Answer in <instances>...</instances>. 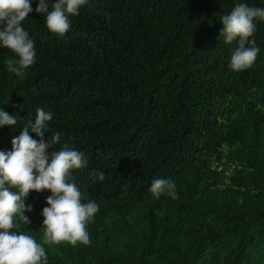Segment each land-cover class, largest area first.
Returning <instances> with one entry per match:
<instances>
[{"label":"trees","instance_id":"16d2710c","mask_svg":"<svg viewBox=\"0 0 264 264\" xmlns=\"http://www.w3.org/2000/svg\"><path fill=\"white\" fill-rule=\"evenodd\" d=\"M236 2L93 0L62 39L33 0L23 26L37 55L24 79L0 48V108L21 120L0 128V150L37 108L52 111L45 140L59 132L53 150L84 152L73 175L82 202L99 205L90 244L45 245L49 264H264V23L253 67L230 70L220 17ZM93 170L106 179L93 183ZM158 177L178 198L151 195ZM49 195L31 191V223L19 224L38 243Z\"/></svg>","mask_w":264,"mask_h":264},{"label":"clouds","instance_id":"9594fccd","mask_svg":"<svg viewBox=\"0 0 264 264\" xmlns=\"http://www.w3.org/2000/svg\"><path fill=\"white\" fill-rule=\"evenodd\" d=\"M32 3L33 0H0V48H7L13 54L4 64L8 72L20 79L36 63L34 39L23 26L33 12ZM85 6L92 11L93 0H38L35 11L43 15L52 34L66 39L72 27L70 18L79 16ZM220 22L222 41L235 44L229 69L244 72L252 68L261 52L254 34L258 24L264 23V7L237 0L231 12L220 17ZM52 119V111L37 108L34 119L23 123L21 134L12 139V149L0 150V264H49L45 245L90 244L87 225L94 220L99 205L95 201L82 202L84 197L73 175L74 170L86 168L89 162L84 152L67 143L58 151L53 150L61 141V133L56 132L45 140ZM18 120L19 115H10L0 108V128L15 126ZM90 175L93 183L106 179L104 171L93 170ZM45 190L51 195L41 213L43 236L38 243L33 236L20 231L19 224L31 223L25 215L33 211V206L25 203L30 192ZM148 190L155 199L178 198L176 183L171 178H154Z\"/></svg>","mask_w":264,"mask_h":264},{"label":"rangeland","instance_id":"374dc122","mask_svg":"<svg viewBox=\"0 0 264 264\" xmlns=\"http://www.w3.org/2000/svg\"><path fill=\"white\" fill-rule=\"evenodd\" d=\"M215 166L217 167V166H218V164L216 163V164H215Z\"/></svg>","mask_w":264,"mask_h":264}]
</instances>
